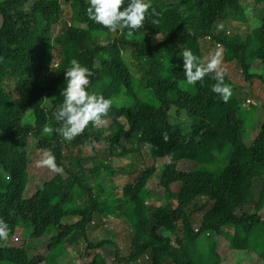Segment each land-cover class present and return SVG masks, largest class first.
I'll list each match as a JSON object with an SVG mask.
<instances>
[{"label": "trees", "instance_id": "trees-1", "mask_svg": "<svg viewBox=\"0 0 264 264\" xmlns=\"http://www.w3.org/2000/svg\"><path fill=\"white\" fill-rule=\"evenodd\" d=\"M241 1L151 0L156 15L149 9L144 26L129 36L127 30L110 32L88 20L86 0L69 2L70 21L61 0H0L5 16L0 30V219L9 226L8 237L21 224L31 226L34 238L49 229L56 233L47 254L33 258L25 247L0 246V264H55L67 244L76 246L81 239L94 249L112 244L116 264H222L235 252L255 253L264 264V125L255 137L247 135L241 107L251 97L264 103V0H254L250 7ZM229 13L235 23L249 29L253 20L256 26L230 35L220 25ZM205 39L214 46L213 56ZM184 49L203 65L213 57L219 60L223 83L232 90L227 103L211 91L214 73L195 85L186 83ZM72 59L92 72L91 91L111 101L122 95L130 99L123 107L112 103L103 117L116 124L107 135L91 123L70 142L57 132L61 125L54 112L62 101L63 70ZM138 87L146 90L145 97ZM28 111L35 117L32 124L24 123ZM182 115V123H176ZM186 123L190 131L185 134ZM45 127L51 131L43 132ZM30 136L40 150L52 154L57 170L25 196ZM95 140L107 141L103 156L108 159L143 160L146 148L154 163L128 172L121 197L112 186L111 197L105 198L109 190L92 182L102 172L115 176L119 169L83 154ZM165 157L157 182L165 203L149 206L157 188H149V181L158 169L156 160ZM86 160L93 167L87 168ZM189 162L195 166L184 170L183 163ZM203 163L216 164V171L200 168ZM122 216L132 227L126 257L116 239L93 243L87 234L95 218L103 224ZM207 233L215 240L203 248L201 237ZM84 264L108 263L96 253Z\"/></svg>", "mask_w": 264, "mask_h": 264}, {"label": "rangeland", "instance_id": "rangeland-1", "mask_svg": "<svg viewBox=\"0 0 264 264\" xmlns=\"http://www.w3.org/2000/svg\"><path fill=\"white\" fill-rule=\"evenodd\" d=\"M71 0H61L63 5V12L66 15V19L69 20V2ZM242 4L246 7L254 6L255 1L254 0H242ZM259 18V15H258ZM258 20V19H257ZM257 22V21H256ZM70 23V22H69ZM222 27L228 28L230 35L232 34H244L247 30H252L256 23L255 21H251L249 29L247 28V25H242L239 23H235L234 16L232 13H229L228 18L225 19L221 24ZM58 30L55 27L54 33H57ZM103 42H107V36L104 35L101 37ZM204 47L208 52L213 56L214 54V46L210 41H204ZM56 54L53 53V60H52V66L56 65L57 59ZM128 62L130 66L134 68V60L131 58L130 55H128ZM138 93L141 95V97L146 96V90H144L141 87H138L137 89ZM148 94V92H147ZM252 101L249 102L248 99L242 101L241 107L242 111L245 114V120L249 124L247 135H250L251 138L255 137L261 128L262 124L264 125V103L259 99V97H251L249 98ZM149 100L156 101L154 97L150 95ZM112 103H114L116 106L123 107L130 103V99L126 97L125 95H122L121 97L112 100ZM172 113H176V109H172ZM186 116V114H185ZM184 115L179 116L177 118L176 123H182L181 121L184 119ZM103 122L99 125H97L98 128L103 129V135H107L111 133L115 127L116 124L112 119H106L102 118ZM35 122V117L32 111H28L26 114V117L24 119L25 124H32ZM183 132L186 134L190 131V124L186 123L182 127ZM29 145L27 146L28 154L30 157V163H29V183L27 187V195L34 194L38 188L41 187V185L44 183V181H47L51 179L55 173L56 170H53L52 168L42 165L40 162L45 158V153H48L46 151L40 150L37 147V140L34 136H30L29 138ZM247 141L251 142L249 140V136L247 137ZM136 143V142H135ZM136 145V144H135ZM108 147L107 141H98L95 140L92 145H87L84 147V152L86 156H96V159H103L105 162H111L113 166L119 169L118 174L115 176H111L108 172H102L97 176V178L94 179L92 184L97 186L95 183L102 184L104 188L108 191L106 197H111V187L115 186V195L117 197H121L123 195V187L125 183L128 180V172L134 170V168H137L139 170L145 169L148 166L151 165L150 156L147 154L148 151L146 148L142 149L143 154V160L137 159L135 156H130V158H121V159H115L112 158L109 159L104 157V150ZM103 151V152H102ZM98 152H102L98 155ZM228 154V151H226L223 156L226 157ZM224 157L221 158L220 162L224 159ZM185 160V159H184ZM187 160V159H186ZM157 171L155 175L150 179L149 188H155L158 186V179L162 175L163 165L168 161V158H160L157 159ZM154 163V162H153ZM84 165L87 168L93 167V163L91 160H86L84 162ZM195 166V162H189V163H183V169L189 170L192 169ZM200 168L209 169L211 171H216L217 165L216 164H200ZM125 169V170H122ZM98 188V186H97ZM175 191H179V186L176 185L173 187ZM156 194L152 197H149L147 200V205L152 206H159L165 203V200L161 197H158L160 195V191H158V187L155 188ZM123 215V214H122ZM122 221L123 223L119 225L118 222ZM125 216H122L121 218H110L106 219L105 223H100L95 218V224L92 223L88 227V237L89 240L93 243H97L103 239H116L118 242L119 247L121 248L120 255L122 257H126L130 253V243H131V233L129 232L132 227H130V222L125 221ZM100 225V226H99ZM89 228L91 230H89ZM118 232V235H117ZM55 231L53 229H49L47 233L41 237V238H34L31 235V226L27 224H21L20 227L17 229L16 233L8 237L7 239H3V241L0 243L1 247H11V246H20L25 247L29 256L31 258L37 256V255H44L48 252V244L50 241V238L55 235ZM214 234L207 233L204 234L201 237V246L203 248H206L211 241H214L215 237H213ZM96 253H101L102 256L106 259L108 264H116V250L114 249L112 244H108L107 246L99 249L90 248L87 244V242L84 239H81L78 245L76 246H69L67 244V251L60 255L58 257V261L55 264H84L85 262L90 261L93 256ZM125 264V263H120ZM141 264H145L144 260ZM146 264H150L147 260ZM222 264H262V259L258 257L255 253H247V252H235L232 254L228 259H226Z\"/></svg>", "mask_w": 264, "mask_h": 264}, {"label": "clouds", "instance_id": "clouds-1", "mask_svg": "<svg viewBox=\"0 0 264 264\" xmlns=\"http://www.w3.org/2000/svg\"><path fill=\"white\" fill-rule=\"evenodd\" d=\"M86 4L88 20L102 25L110 32L127 30L129 36L144 26L149 9L153 15H156L151 0H86ZM180 54L184 59L186 83L195 85L198 81H203L206 75L214 73L213 79L216 83L211 91L217 94L221 101L227 103L232 96V90L223 83L225 74L218 70L219 60L213 57L203 65L190 49H184ZM63 71L65 84L60 92L62 101L55 110L54 117L61 125L57 128V132L70 142L90 123L93 126L101 124L102 118L109 113L112 101L90 90L89 78L92 72L78 60H70ZM50 131L48 127L43 129L45 133ZM40 163L57 170L51 153H45V158ZM8 235L9 226L0 219V239H7Z\"/></svg>", "mask_w": 264, "mask_h": 264}, {"label": "water", "instance_id": "water-1", "mask_svg": "<svg viewBox=\"0 0 264 264\" xmlns=\"http://www.w3.org/2000/svg\"><path fill=\"white\" fill-rule=\"evenodd\" d=\"M4 24H5V16L4 14L0 13V30H2Z\"/></svg>", "mask_w": 264, "mask_h": 264}, {"label": "built area", "instance_id": "built-area-1", "mask_svg": "<svg viewBox=\"0 0 264 264\" xmlns=\"http://www.w3.org/2000/svg\"><path fill=\"white\" fill-rule=\"evenodd\" d=\"M249 102H251L252 100L251 99H248Z\"/></svg>", "mask_w": 264, "mask_h": 264}]
</instances>
